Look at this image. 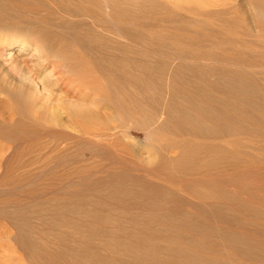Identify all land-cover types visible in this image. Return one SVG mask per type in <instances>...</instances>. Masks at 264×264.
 Masks as SVG:
<instances>
[{
  "label": "rangeland",
  "instance_id": "374dc122",
  "mask_svg": "<svg viewBox=\"0 0 264 264\" xmlns=\"http://www.w3.org/2000/svg\"><path fill=\"white\" fill-rule=\"evenodd\" d=\"M5 1V12L0 8V131L11 126V114L27 109L10 102L13 95L20 101L30 93L22 81L33 84L34 78L29 86L37 94L30 96L39 102L57 95V78L48 75L53 65L43 70L45 58L34 56L37 49L56 48L55 42L92 44L89 56L101 58L102 68L115 67L114 79L127 77L134 111L129 138L122 133L124 143L121 129L114 131L119 135L105 164L91 160L100 150L92 145L64 149L77 162L69 158L64 167L53 166L68 167V178L49 182L50 192L70 193V206L60 208L61 214L55 201L46 205L43 198L26 199L24 208V197L14 208L2 207L5 217L19 222L9 224L0 216V264H61L57 260L69 255L70 240L57 234L58 227L68 224L65 211L80 199L69 217L83 216L91 230L107 231L118 264H264V0H199L192 9L180 4L185 8L180 11L167 0H11L26 8L20 13L18 3ZM48 1L47 7L41 5ZM32 5L40 8L34 9L37 14L46 13L42 24L48 28L32 21L37 16ZM18 40L30 48L6 59L4 45ZM44 82L49 83L42 87ZM100 239L88 238L89 246Z\"/></svg>",
  "mask_w": 264,
  "mask_h": 264
},
{
  "label": "bare ground",
  "instance_id": "6f19581e",
  "mask_svg": "<svg viewBox=\"0 0 264 264\" xmlns=\"http://www.w3.org/2000/svg\"><path fill=\"white\" fill-rule=\"evenodd\" d=\"M8 1H11V0H7V2ZM167 1L172 6V8H174L176 11H180V10L185 9L180 4L185 3L187 5L186 6L187 9H192V7H193L192 4L195 3L196 1H199V0H167ZM1 2L5 3L6 1L0 0V3ZM8 3H7V5H9ZM10 3H13L16 5L18 2L14 3L11 1ZM13 4H11L10 6L13 7L14 6ZM37 4H38V2H37ZM49 4L50 3L48 1V2H46V4H45V2H43L41 5H44V7L45 6L47 7ZM0 5H1L0 8H2V10L1 9L0 10L2 12L6 9L7 5L2 4V3ZM17 5H18L17 6L18 8L17 7L16 8L18 9V12L19 13L22 12V11H19V10H21L22 7L20 6V8H19V3ZM80 5H81V3H80ZM3 6H5L4 7L5 9L3 8ZM41 7L44 8L43 6H41ZM48 8L50 9V7H48ZM82 8H84V7L82 6ZM17 9H16V11H17ZM22 9L24 10L26 8L24 7ZM30 9H32V11H33L34 9L37 10L40 8H38V6L35 8H34V6L33 7L30 6ZM51 9H52V7H51ZM35 10H34V13L36 15L37 12ZM42 10H46V9H42ZM43 12H41V14ZM49 12H51V10H49ZM54 12L57 13L56 11H54ZM38 14H37V16H39V17L36 16V18L34 17V19H33V15H32V18H30L28 20L33 19L32 21L36 22L38 25H41L40 28L41 27L42 28L47 27L46 24H42L43 22H45L46 16L41 15L40 11L38 12ZM50 14H52V13H49V15ZM22 16H24V15H22ZM52 27H53V25H52ZM52 34H55V33H52ZM82 35H83V33H82ZM66 36H68V35H66ZM42 37H43V35H42ZM39 38H41V37H39ZM48 38L50 40H52L50 38V36H48ZM37 40H38V38H37ZM42 42L45 43V41H42ZM37 44H39V43H37ZM46 44H47V42H46ZM62 44L60 42L59 43L55 42L56 48H54V49L50 48L51 50L48 52H47V49H45L46 51H44V52H46V53L42 52V50H40L41 48L39 50L37 49L34 51V56H41V57H44L46 60V64H44L45 66L43 67V70H46L47 66L53 65L52 69L48 72V75H49V77L55 75L57 78V81L55 80L56 84L58 85V87L56 89V91L58 93L55 92L57 95L53 96L51 94L50 95L48 94L45 96V101H40V102L37 99L39 97H35V98L31 97L30 96L31 91L33 93V87H31V86H33V84L35 83L34 78H33V79H31L33 84H31V83L28 84L27 81L26 82L22 81V83H21V86H23V90L25 89L26 91L28 90L30 92V93H28V92L23 93L26 96L27 95L30 96L29 101L27 99L28 96L26 97L24 95L26 97L25 98L22 95V97L20 98L21 100H24L23 102H25V103L30 102L29 103L30 105L28 104L29 105L28 107L25 106L27 104H24L23 102H21V100L19 101L18 97H14L15 95H13L12 100L10 99V102L12 101L11 104H15L16 106L18 105V107L22 106V108L25 107V108H27V109H24L25 112L26 113L29 112V113L28 114H25V112L21 113V112H23L22 110L18 111L17 109H15L18 111V114L20 115V117H18L19 115L16 113L11 114V117H10V120L12 121V123H10L11 126L9 127V125H7L8 127L5 126L6 129H4L3 131H0V139L2 140L1 142H3V144H4V145L0 146V197H1L0 198L1 199L0 200V216H1V214H2V216H4V214L2 213L3 212L2 211L3 206L4 207L6 206L5 208H7V205H9V206H12L14 208L17 205H19V204H17V202H18V199L21 200V197H24L25 201H26V199L30 200L31 203H32V201H35L36 198H37V200L43 198L45 200L44 202L46 205H47V203L49 205V203L51 201H55L54 204L56 205V209L58 208L57 209L58 211L60 210V208L64 209L65 204L70 206V204H68L69 203L68 199L70 197V193H67V192H50L51 185L49 184L50 180L53 178H57L58 176H63V175H65L68 178V176H69V175H67L68 171L66 169L68 167L63 168L61 170L54 169V167H53L54 165H56V166L63 165V167H64L66 159L69 160L70 155H65L63 153L64 149L66 150V148H68L70 146L71 147H73V146L78 147L79 146V148H80V147H82L81 145H83V144H86L87 146L92 145V147L94 146L95 149L97 148L100 150L99 151L95 150V149H94L95 151L91 150V152H95V153H96V151H98V152L94 156L92 155L93 156V157L91 156L92 158L90 156L89 157L91 158L92 161L93 160L98 161V159L103 160L107 157L108 158L111 157L110 155L112 154L111 153L112 151L109 153V150H110V148H111V150H113L112 147H115V144H116L115 138H116V136L119 135V134L116 135L117 133H115L114 131H116V130L119 131L121 129L122 132L120 133V135L123 133L126 138H129L128 136L130 135V131H129L128 125L131 124V121L133 119L132 118L133 114L131 111V110H133V107H132V109H130V103H131V106L134 103L130 102L131 100H129L130 98L128 97V96H130V94L128 95L127 86H126V84H128V83H125V81H124L127 77L122 76L123 79L125 78L124 80H122L124 83L120 82L121 79H118L119 81L114 79V78H116V77H114L115 72H116L115 67L112 68L113 66L108 63L109 61H107V63L110 65L111 68L108 65H107L108 68H104V67L102 68V66L100 65L101 62H99L101 58L99 60H98V58H97V60H94L93 57H95V56H92L93 52H91L90 56H89V52L94 48V46L92 44H90V45H92L93 47L90 45H84V44H81V45L77 44L79 47H76L77 45L75 42L74 43L72 42V44H69V45H62ZM49 45H51V44H49ZM45 46H47V45H45ZM73 46H75L76 49H74ZM28 48H30V45L28 44V42L26 43V41L18 40V41H14V43H9V44L4 45V48H3L4 50L2 51L1 54L6 56L5 57L6 59L12 58L13 53H15L17 51L22 53L23 51L27 50ZM96 50H97V48H96ZM92 51H95V48ZM87 52H88V54H87ZM109 57L111 58L113 56L109 55L108 58ZM116 62H117V60H116ZM22 63H24V62H22ZM1 65H0V67H1ZM124 70H126V69H124ZM34 73H36L39 76L41 75V73H39V70H37V72L35 71ZM42 77H43V75H42ZM42 77L40 79H42L41 81L43 82V79L45 80V75H44V78H42ZM119 77H121V76H119ZM0 78H2V77H0ZM52 81H54V80H52ZM52 81L51 82L49 81V82L52 83ZM2 82L0 80V84H3ZM37 82H39L38 79H37ZM45 82L42 83V85L45 84ZM49 82H47L46 84L48 85ZM30 84H31V86H29ZM49 85H51V84H49ZM3 86L4 85H2V87ZM42 87H45V86L43 85ZM142 88H143V86H142ZM4 89H6V87ZM8 90H10V87L8 88ZM8 90H7V92H8ZM44 90H45V88H44ZM50 90H51V88H50ZM143 92H145V91H143ZM11 93L9 92V94H11ZM33 94H35V93H33ZM36 94H35V96H36ZM20 96H21V94H20ZM22 98H24V99H22ZM42 98L44 99V97H42ZM142 98H143V96H142ZM25 99H27V101H25ZM35 99H36V101H35ZM16 106H15V108H16ZM12 107H14V106L12 105ZM26 110H29V111H26ZM133 113H136V110ZM16 115H18L17 118H16ZM137 115H138V113H137ZM4 118L6 119V117H4ZM119 120L121 121V123L118 122ZM9 122L10 121L8 120V123ZM0 129H2V128H0ZM124 136L121 135V137H123L122 138L123 142H124ZM121 137L119 136L118 137L119 139L117 138V140L119 141L121 139ZM126 143H127V140H126ZM119 144H121V143H119ZM118 145L116 146V148L119 147ZM125 145H123V146L125 147ZM89 146H88V148H89ZM92 147H90V148L93 149ZM120 149H122L121 146H120ZM132 149L133 150L136 149V146ZM74 150H76V149H74ZM85 150H86V147H85ZM122 150L124 152V149H122ZM73 152H71V153H73ZM88 152H90V150ZM88 152H86V153H88ZM127 152H125V153H127ZM137 152H138V148H137ZM68 153H69V151H68ZM121 154L122 153H120V155ZM87 155H89V153ZM115 155H117V153H115ZM121 156H120V158H121ZM113 157L114 156L112 155V160L114 159ZM127 157H128V154H127ZM86 158H87V156H86ZM70 159H73V158H70ZM74 159L77 162V158H74ZM115 159L118 160L119 158L118 159L115 158ZM126 159H128V158H126ZM126 159H124V160H126ZM107 160H109V159H107ZM69 161L71 162V160H69ZM101 161L99 160L98 162L100 163ZM78 162H79V160H78ZM104 162L106 163L107 161L103 160L102 163H104ZM118 162H120V161H118ZM125 162H127V161H125ZM108 163L111 164L110 161ZM79 164H81V162ZM95 168H98V166L97 167L95 166ZM99 168H100V166H99ZM70 169H68V170L70 171ZM72 170H73V168H72ZM86 170H88V169H86ZM92 170L93 169H91V172L94 171V170L93 171ZM100 170H101V168H100ZM70 172L72 173V171H70ZM73 172L75 173V171H73ZM74 173H72V174L75 175ZM94 173H95V175L97 174V172H94ZM77 174L78 173L76 172V175ZM91 174H93V173H91ZM73 175H72V177H73ZM78 175H81V173ZM78 175H77V177H78ZM224 175H226V174H224ZM83 176L84 175L82 173V177ZM89 176H90V174H89ZM82 177H79V178H82ZM221 177H223V176H221ZM224 177H226V176H224ZM85 178H88V177H86V175H85ZM37 181H43L44 183L41 182L42 185L38 183L41 186L37 187L38 186L37 185L34 188L25 186V184H27V183H32V182H37ZM11 195H12V197H9ZM81 197H83V196H81ZM67 201H68V203H67ZM80 201H81V199L79 201H77V203L79 204ZM88 201H89V199H88ZM18 203H20V201ZM25 203L28 204L29 202L26 201L23 203V200H22V204L20 203V205L22 206ZM111 203H112V201H111ZM78 204H77V206L73 205V208L71 207L72 209L70 208V211H69V207H68L66 210H68L69 212L64 210L66 212L65 214L68 215V218L73 221V222H71L72 227H69L70 229H68V226H70L71 223H69V221L66 222L68 220V218H67V216H65L63 218H67V220L64 221V223H68L69 225L65 224L64 226L61 227V225H62L61 224L60 227H58L59 232L56 231L57 234L58 233H60V234L64 233L65 235L64 236L62 235V236L67 237V239L70 240V241H67V243H66L67 246L70 248L69 252H67V254H69V255H66L63 253V255L61 254V256H59V260H57V261H59L61 264H87L90 261H92L94 264H116L118 259L116 260L117 256H116L115 251L113 249L115 247L111 246V244L113 242H111V240H109L110 234H108L107 231L106 232L105 231L97 232L96 230L99 231V229H97L96 227H95L96 230H94V229L91 230V228L94 226L93 225L91 227L87 226L86 222L84 223L85 219L83 218V216L78 217L77 220L74 217H71V218L69 217V216H71L70 212L72 213L73 210L77 209V207L79 206ZM48 208H50V207H48ZM52 209H54V208H52ZM63 209H61V210H63ZM57 210H55L56 213H57ZM52 211H54V210H52ZM61 212L64 213L63 211H61ZM53 213L55 214V212H53ZM59 213H60V211H59ZM59 213H57L56 215H58ZM62 215H64V214H62ZM5 216H4V220L7 221L8 223L9 222H11V223L19 222V220H17L16 217H11V215H8L7 217H5ZM54 217H51V218H54ZM61 217L62 216H60V218ZM56 218L57 217H55V219ZM63 218H62V221L64 220ZM56 221L58 222L59 220H56ZM60 222H61V220H60ZM55 225L56 224L54 223V226ZM95 235L101 237L102 240L100 239L101 241H99V244H92L89 246L88 243H90V241L88 240V238L93 237ZM49 237H51V236H49ZM58 238H60V237H58ZM86 241H89V242H86ZM83 242H85V244L87 243L86 246L83 244ZM92 242L94 243V241H92ZM79 243L83 244V246H81L82 248L78 247ZM100 248L103 251L104 250L105 251L104 252L100 251L96 254L94 250L97 251ZM91 249H94L93 250L94 252ZM91 253L94 255H92ZM128 262H130V261H127V263ZM122 263L124 264L125 260H123ZM139 264H141V263H139Z\"/></svg>",
  "mask_w": 264,
  "mask_h": 264
}]
</instances>
